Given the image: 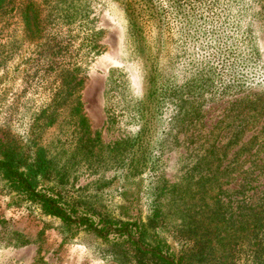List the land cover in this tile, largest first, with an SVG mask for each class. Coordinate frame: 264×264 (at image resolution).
Masks as SVG:
<instances>
[{
  "label": "rangeland",
  "instance_id": "374dc122",
  "mask_svg": "<svg viewBox=\"0 0 264 264\" xmlns=\"http://www.w3.org/2000/svg\"><path fill=\"white\" fill-rule=\"evenodd\" d=\"M60 1L36 0L50 24L74 36L62 40L63 62H77L83 86L57 108L62 78L48 67L54 42L27 41L19 12L7 9L0 18V142L24 155L45 148L51 170L40 190L95 222L146 224L148 241L166 242L182 264H260L246 256L241 192L250 155L260 151L264 162V116L254 109L264 100V0H182L196 10L170 18L162 36L168 43L156 57L170 98H148L156 65L139 52L126 0ZM69 7L71 26L59 15ZM145 23L155 45L160 30ZM86 38L95 49L82 46ZM216 52L227 55L218 60ZM123 240L68 227L0 173V264H156Z\"/></svg>",
  "mask_w": 264,
  "mask_h": 264
},
{
  "label": "trees",
  "instance_id": "16d2710c",
  "mask_svg": "<svg viewBox=\"0 0 264 264\" xmlns=\"http://www.w3.org/2000/svg\"><path fill=\"white\" fill-rule=\"evenodd\" d=\"M49 1L42 0L45 4H49ZM65 1L61 0L59 3L63 4ZM181 2L182 0H126L132 20L133 35H136L139 52L146 54L147 61L149 62L150 60L156 65L151 75L152 90L148 98L155 97L158 93H162L164 98L172 96V92H169L171 90H164L161 87V69L157 66L159 62L156 59L161 53L160 50L168 43L165 42L162 36L170 25V18L175 19L178 16H184L187 19L188 10H196V7L191 2L186 6L181 5ZM7 9H10L13 13L19 12L27 41L35 42L44 37H49L54 42L49 50L52 53V59L48 63V67L55 70L58 68L59 76L62 78L63 87L59 89L60 91L58 90L55 102L57 108L62 107L61 105L63 104L66 105L73 98L75 99L76 93L82 88L84 81L78 78L80 68L77 62L71 60L66 65L63 62L64 54L68 51V46L62 44V40L68 35H72L71 31L65 30L56 22L57 25L50 24L47 18H45L44 3H37L36 0H0V18L5 16ZM71 10V7H69L67 12L63 11L59 14L60 20L62 15V19L66 21L65 25L68 26L73 24V21L70 20L72 18ZM145 21L152 22L151 24H155L156 28L160 30V35L155 45H152L148 40L147 34L149 32H147L146 28L148 23H145ZM72 37L74 36L72 35ZM51 41L50 43H52ZM86 41L82 44L83 47L85 46L91 50L96 48L93 39L86 38ZM154 51L157 56L153 55ZM225 55L227 54L216 52L215 58L221 60ZM59 99H61V103L58 102ZM259 99L262 100L263 97H259ZM239 101L236 100L233 106ZM259 104L257 105L259 106ZM261 105H263V108L255 107L254 109H259L257 111L258 115L262 114L264 116V100H262ZM179 106L181 108L186 107L183 102L179 103ZM193 108L195 107L193 106ZM54 109L55 112L52 113V116H48L50 117L48 118V124L55 120L57 109ZM144 109L146 110V107ZM197 109L199 110V108ZM72 111L75 115L81 114V103L74 104ZM79 124L86 133L91 132L85 116L80 118ZM146 124L147 121H145L144 126L143 124L141 125V131L136 139L139 143L147 136L148 126ZM262 132H264V127ZM238 138V136H234L232 141L234 142ZM262 145L264 146V143ZM21 151L11 143L0 142V173L9 182L11 188L20 194L26 195L27 200L39 204L45 214L60 218L68 227H72L74 224L84 226L87 231L94 233L104 240H108L109 236L115 233L123 238L125 243L133 246L139 255L148 257V259L156 264H182V258L177 260L174 254L169 252V246L166 242H163L159 238H154V242L148 241L149 229L146 224L138 221L120 223L104 217L95 222L87 215H78V210L75 208L69 209L64 205L61 197L50 195L40 190L38 188L39 179L48 178L51 170V160L46 156V149L38 147L35 156L24 155ZM259 155L260 151L255 152L245 162L246 169L243 170L244 184L241 192L243 210L241 217L243 220L242 230L246 234L248 246L246 256L250 261L258 259L260 264H264V162L259 164L257 160V158L260 159ZM217 211L220 214L223 212L220 207L217 208Z\"/></svg>",
  "mask_w": 264,
  "mask_h": 264
}]
</instances>
